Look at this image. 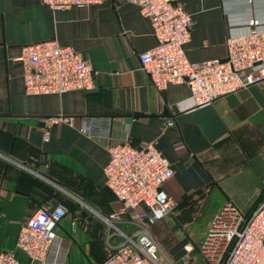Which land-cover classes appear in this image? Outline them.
I'll use <instances>...</instances> for the list:
<instances>
[{
	"label": "crops",
	"instance_id": "1",
	"mask_svg": "<svg viewBox=\"0 0 264 264\" xmlns=\"http://www.w3.org/2000/svg\"><path fill=\"white\" fill-rule=\"evenodd\" d=\"M176 2L193 21L184 47L190 62L225 59L227 38L247 35L251 20L264 31V0ZM47 41L84 56L95 73L92 93L25 94L23 68L15 59L24 46ZM156 43L149 21L126 0L63 11L41 0H0V252L13 251L28 263L15 249L20 225L42 207L71 210L80 202L87 229L70 230V211L58 224L46 264H102L122 242L102 221L121 208L105 186L110 144H152L171 164L174 176L164 190L180 210L149 227L160 248L163 242L166 264H207L199 253L207 218L225 201L245 215L261 201L264 82L195 106L184 84L162 92L149 84L137 56ZM56 116L108 118L111 142L88 139L66 124L51 126L44 140L43 119ZM190 208L204 209L192 218L190 232L176 238ZM115 227L124 235L134 232L124 221ZM171 235L176 241L168 243Z\"/></svg>",
	"mask_w": 264,
	"mask_h": 264
},
{
	"label": "built area",
	"instance_id": "2",
	"mask_svg": "<svg viewBox=\"0 0 264 264\" xmlns=\"http://www.w3.org/2000/svg\"><path fill=\"white\" fill-rule=\"evenodd\" d=\"M109 0H41L52 11L83 9ZM139 8L151 25L156 46L137 56L149 84L158 92L169 85L188 87L195 106L210 105L229 95L264 82V31L259 23H248L249 33L227 38L225 59L190 62L184 47L190 40L193 21L176 0H126ZM15 62L23 68V85L28 96L61 95L93 89L95 73L84 56L55 41L26 45ZM43 138L48 140L53 125L66 124L88 139L111 142L108 118L56 116L43 119ZM171 125L172 123H168ZM109 160L103 172L105 186L121 205L118 211L102 217L109 230L122 238L102 264H161L160 248L149 227L170 217L174 202L164 190L173 176L170 162L149 144L137 148L129 144L109 145ZM42 207L20 225L15 249L28 263L20 262L13 251L0 252V264H46L57 239L58 224L68 210ZM124 221L134 227L124 235L115 224ZM186 253L192 247H183ZM207 264H264V184L262 199L249 215L231 201L216 211L199 246ZM185 258H182V262Z\"/></svg>",
	"mask_w": 264,
	"mask_h": 264
},
{
	"label": "rangeland",
	"instance_id": "3",
	"mask_svg": "<svg viewBox=\"0 0 264 264\" xmlns=\"http://www.w3.org/2000/svg\"><path fill=\"white\" fill-rule=\"evenodd\" d=\"M196 199H199V195L195 194L194 195ZM83 209H85L83 203H78V204H73V207H71V213H70V219H69V228L72 232H76L78 230H86V225L84 222H80V211H82ZM204 208L198 209V208H190V209H186L188 211L191 210V212L188 215V221L183 222L182 226L177 230V237L176 238H180L181 236L184 238L185 236V232H190V225L193 224L192 218L194 217V215L199 214L202 212ZM68 210V209H67ZM179 211L180 209H176L175 207H173L172 209V215L173 212L175 211ZM216 210V209H215ZM171 215V216H172ZM212 219V217H208L206 220V224H205V228L207 230L208 225L210 223V220ZM192 231H196L195 229H193ZM176 238L174 236L171 235V237L168 238V243L169 242H175ZM159 243L161 245L160 248V261L162 264H166V262L168 261V253L163 245V242H161L159 240ZM169 262V261H168Z\"/></svg>",
	"mask_w": 264,
	"mask_h": 264
},
{
	"label": "water",
	"instance_id": "4",
	"mask_svg": "<svg viewBox=\"0 0 264 264\" xmlns=\"http://www.w3.org/2000/svg\"><path fill=\"white\" fill-rule=\"evenodd\" d=\"M93 92V90H91V91H89V93H92ZM57 207V205L55 204V205H53L52 207H51V209H50V211H52L54 208H56Z\"/></svg>",
	"mask_w": 264,
	"mask_h": 264
},
{
	"label": "trees",
	"instance_id": "5",
	"mask_svg": "<svg viewBox=\"0 0 264 264\" xmlns=\"http://www.w3.org/2000/svg\"><path fill=\"white\" fill-rule=\"evenodd\" d=\"M68 209V213L70 212V209L68 207H66Z\"/></svg>",
	"mask_w": 264,
	"mask_h": 264
}]
</instances>
